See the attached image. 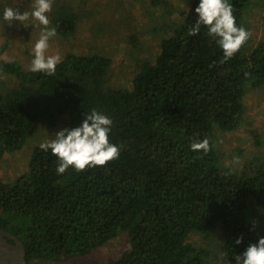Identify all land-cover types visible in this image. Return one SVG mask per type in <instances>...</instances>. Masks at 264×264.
<instances>
[{
  "label": "trees",
  "instance_id": "obj_1",
  "mask_svg": "<svg viewBox=\"0 0 264 264\" xmlns=\"http://www.w3.org/2000/svg\"><path fill=\"white\" fill-rule=\"evenodd\" d=\"M251 1L232 0L247 29ZM196 3L180 11L158 54L136 63L130 89L110 85L112 61L102 55L67 54L53 75L0 60V72L19 82L0 88V158L20 150L36 125L54 135L93 108L112 117L110 140L121 146L104 166L61 175L56 156L35 146L23 174L0 179V229L21 241L27 263L83 257L127 232L129 250L106 264H210L211 251L190 237L213 233L225 263L234 264L264 236V159L233 172L216 153L213 132L240 127L246 93L264 85V30L225 60L204 27L187 34ZM50 17L57 35L74 34L72 7L59 4ZM205 137L209 151L193 152L190 143Z\"/></svg>",
  "mask_w": 264,
  "mask_h": 264
},
{
  "label": "rangeland",
  "instance_id": "obj_2",
  "mask_svg": "<svg viewBox=\"0 0 264 264\" xmlns=\"http://www.w3.org/2000/svg\"><path fill=\"white\" fill-rule=\"evenodd\" d=\"M194 0H166L165 7L151 8L148 0H55L52 12L58 5L72 7L79 15L73 35H57L49 41L47 54L102 55L109 58V83L116 88L130 89L134 69L138 61L152 59L159 52L161 39L170 34V26L179 20L180 11L189 8ZM252 13L245 17L251 40H259L264 30V0H252ZM32 0H0V11L5 6L30 10ZM77 8H73V7ZM38 22L11 24L0 19V60L16 62L30 69L33 46L39 38ZM19 82L11 75L0 72V88L5 90ZM243 105V123L234 131H224L213 126L214 149L222 164L238 172L253 157L264 159V85L248 90ZM54 128L36 125L25 145L18 151L0 158V179L13 181L27 170L31 150L51 139ZM259 221L264 228V212ZM212 239V241H210ZM209 240L208 245L206 242ZM190 241L200 243L211 251L210 264H226L221 242L215 233L201 237L192 235ZM129 250L127 232H119L116 239L93 250L90 254L62 262L37 259L32 264H106L118 259Z\"/></svg>",
  "mask_w": 264,
  "mask_h": 264
},
{
  "label": "clouds",
  "instance_id": "obj_3",
  "mask_svg": "<svg viewBox=\"0 0 264 264\" xmlns=\"http://www.w3.org/2000/svg\"><path fill=\"white\" fill-rule=\"evenodd\" d=\"M55 0H32L30 10L5 6L0 11V19L8 22H38L41 26L39 38L33 46L30 63L32 72L53 75L61 61L59 53L49 55V41L57 36V29L52 26L50 13ZM194 23L188 28V35H197L201 28L207 30L217 46L222 50L225 60L236 54L250 38V30L237 24L232 0H197L194 9ZM113 119L102 111L93 108L81 122L74 127H64L40 144L44 151H50L57 158L56 172L64 174L69 167L84 170L96 166H104L119 157L121 146L110 140ZM193 152L207 153L210 149L208 138L193 140L190 143ZM243 237L235 243L240 244ZM234 264H264V236L254 243H249L242 253L233 257ZM231 264V262H230Z\"/></svg>",
  "mask_w": 264,
  "mask_h": 264
},
{
  "label": "water",
  "instance_id": "obj_4",
  "mask_svg": "<svg viewBox=\"0 0 264 264\" xmlns=\"http://www.w3.org/2000/svg\"><path fill=\"white\" fill-rule=\"evenodd\" d=\"M0 264H29L25 259V250L21 241L9 232L1 229Z\"/></svg>",
  "mask_w": 264,
  "mask_h": 264
}]
</instances>
